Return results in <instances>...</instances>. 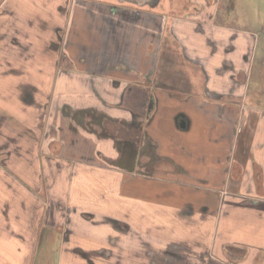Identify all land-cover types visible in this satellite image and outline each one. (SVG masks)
<instances>
[{
	"label": "crops",
	"instance_id": "obj_1",
	"mask_svg": "<svg viewBox=\"0 0 264 264\" xmlns=\"http://www.w3.org/2000/svg\"><path fill=\"white\" fill-rule=\"evenodd\" d=\"M231 2L0 0L12 225L37 207L88 264H264V44Z\"/></svg>",
	"mask_w": 264,
	"mask_h": 264
},
{
	"label": "rangeland",
	"instance_id": "obj_2",
	"mask_svg": "<svg viewBox=\"0 0 264 264\" xmlns=\"http://www.w3.org/2000/svg\"><path fill=\"white\" fill-rule=\"evenodd\" d=\"M232 1L230 6H228L227 10L225 11L228 20L233 22L234 24H242L243 26L250 28L256 32L257 37L259 38V42L264 44V0H230ZM79 165V164H78ZM22 170L18 172V179L27 178L26 176L22 175ZM109 178V176H106ZM8 182H12V177L7 176L5 171L0 170V193L3 194L1 191L2 186L4 185L6 188L8 186ZM13 183V182H12ZM109 183V182H108ZM14 185V184H13ZM11 191L16 189V197L12 200L13 204H10L12 209V215L14 216L13 219H16L21 212V209L18 208V200L19 198H23L25 195V190L23 186L20 184H16L10 188ZM13 193V192H12ZM76 194V193H75ZM4 195V194H3ZM89 194H85L82 192H78L76 194V199L73 195V202L77 204H82L86 200H88ZM77 202H76V201ZM100 206V204L98 205ZM8 202L2 200L0 194V264H68L71 262L72 264H82L87 263L85 259L81 256L76 255H69L67 251H64L65 244L58 243V240H50V233L47 229L42 230L40 233V239L36 242L34 241L33 237L35 235V230L37 229V224L34 220L35 216H37V207L33 209V207L29 208L26 212V217H22L23 223H11V217H9V209ZM98 208V207H97ZM25 219V221H24ZM13 226L17 229L24 230V241L29 247L33 245H37L39 248L38 254L33 257H22L19 253L9 252V248L3 240V237L7 236L8 234L11 235ZM16 231V230H15ZM4 242V243H3ZM64 245V247H63ZM59 248H63V250H59ZM87 251L88 248H85ZM97 250V249H96ZM63 253V254H62ZM238 254V253H237ZM241 251H239V254ZM62 257V258H61ZM91 258V257H90ZM96 258V257H94ZM91 264H97L95 261L91 260ZM89 263V264H90ZM88 264V263H87Z\"/></svg>",
	"mask_w": 264,
	"mask_h": 264
}]
</instances>
